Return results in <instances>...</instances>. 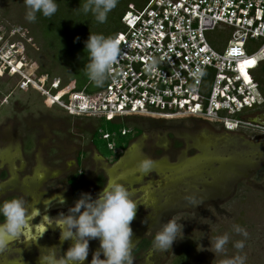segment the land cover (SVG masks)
Instances as JSON below:
<instances>
[{
  "label": "rangeland",
  "instance_id": "rangeland-1",
  "mask_svg": "<svg viewBox=\"0 0 264 264\" xmlns=\"http://www.w3.org/2000/svg\"><path fill=\"white\" fill-rule=\"evenodd\" d=\"M146 1L117 0L103 23L92 16L87 31L78 27L73 33L67 29L53 37L49 32L42 33L37 18L34 22L25 19L24 0H0V182L6 180L0 183V192L16 184L21 194L6 199L24 198L29 211L40 210L47 203L68 210L82 193L95 198L105 184L118 181L138 202L130 222L132 264H216L219 254L214 256L209 250L211 240L224 233L229 235L227 255L237 254L232 244L244 240L238 254L245 256V264H264V131L244 127L228 132L219 124L193 117L70 116L36 89L46 74L80 90L68 80L65 55L77 49L89 33L99 34V28L105 36H114L119 25L117 15L125 10L138 11ZM207 39L212 44L219 36L208 33ZM81 58L72 62L78 75L85 74L87 63L85 57ZM255 74L264 76V63ZM84 86L88 92L101 88L89 80ZM119 127L127 130L126 135L116 134L113 142L117 148L124 143L126 147L114 157L99 131L118 132ZM92 140L111 157L103 158L94 151ZM79 152L83 157L76 168ZM143 157L153 160L147 172L136 167ZM77 169L85 181L79 191H75L76 178L69 177ZM257 184L262 185V191ZM186 197H192L193 202ZM60 214L63 212L43 216L52 219L54 226L46 231L44 228L45 232L39 228V243L34 234L28 236L34 244L20 248L22 264H27L31 255L38 260L44 254L63 255L71 241L60 240L55 224ZM170 217L182 225L181 233L177 232L178 239L170 249L161 251L155 248L153 235ZM233 225L241 226L247 237L234 232ZM145 240L148 243H143ZM98 247L97 239H89L88 255L82 264H88ZM13 258L16 255L10 253L0 264H10Z\"/></svg>",
  "mask_w": 264,
  "mask_h": 264
},
{
  "label": "built area",
  "instance_id": "built-area-1",
  "mask_svg": "<svg viewBox=\"0 0 264 264\" xmlns=\"http://www.w3.org/2000/svg\"><path fill=\"white\" fill-rule=\"evenodd\" d=\"M120 24V51L103 87L75 90L45 74L36 85L41 95L70 116L193 117L228 132L264 131L256 122L264 97L255 74L264 61V0H147L125 10ZM208 33L219 39L210 44ZM126 131L99 134L117 154L122 145L113 138Z\"/></svg>",
  "mask_w": 264,
  "mask_h": 264
},
{
  "label": "clouds",
  "instance_id": "clouds-1",
  "mask_svg": "<svg viewBox=\"0 0 264 264\" xmlns=\"http://www.w3.org/2000/svg\"><path fill=\"white\" fill-rule=\"evenodd\" d=\"M116 4L117 0H84L80 11L85 15L91 13L98 23H103ZM24 6L28 22H34L37 14L51 17L57 11L55 0H24ZM84 50L87 51L84 73L94 86L101 87L119 54L118 41L113 36L89 33L84 41ZM152 166L150 157H143L136 165L140 172H147ZM186 199L193 202L192 197ZM137 203L130 198L128 189L118 181L105 184L95 198L82 193L68 208V213L60 214L55 221L61 242L70 240L69 246L58 257L54 254L40 255V264H82L88 255L89 239H97L99 247L93 250L88 264H132L130 222L134 218ZM28 213L22 197L0 200V249L4 248L8 239L22 234L28 222ZM181 228L182 225L172 217L161 222L153 235L155 248L161 251L170 249L171 244L178 239L177 232L181 233ZM232 230L247 237V232L239 225H233ZM228 242L227 233L212 238L209 250L214 256L219 254L216 264H245V256L238 254L244 248V240L233 242L232 247L237 250V254L231 256L226 251Z\"/></svg>",
  "mask_w": 264,
  "mask_h": 264
},
{
  "label": "trees",
  "instance_id": "trees-1",
  "mask_svg": "<svg viewBox=\"0 0 264 264\" xmlns=\"http://www.w3.org/2000/svg\"><path fill=\"white\" fill-rule=\"evenodd\" d=\"M55 2L57 4V11L54 15H52L51 17H43L40 14H37V21L42 25V33L49 32L53 37H58L60 34L63 33V31L67 29L70 30L69 33H73L74 29L78 27H79L78 29L79 31H87L88 28L87 23L90 19H92V14L89 13L85 15L80 11V6L83 4L82 0H55ZM122 13H120L119 16L117 15V20L115 19L116 21H118L119 24L118 29L115 31V34L113 36L115 38L117 37V34L121 31L120 17ZM99 31H100L99 34H103L104 32L102 31L101 28H99ZM95 32L96 31H93V34H95ZM79 45L80 46L77 49L75 47L74 50L72 49L71 53L65 55L67 57L66 60L69 62V68L66 67L69 77L68 80H72L73 82H75L74 84L76 85V87H80V89L85 88V91H87L86 86H84V84L88 81L86 75L85 74L78 75V73L73 71L74 70L72 64L73 61L75 60L80 61V59H82L81 58L82 56L87 59V51L84 50V40L81 41ZM262 63H264V61ZM261 77L262 78H259L258 76L257 79L262 85V93H263L264 76ZM263 97H264V93H263ZM92 143H94L93 140ZM125 145H126L125 143L122 145L121 151L125 149L126 147ZM74 184L77 187L75 191H77L81 186L82 182L76 181V183ZM145 242L148 243L146 240L143 241V243Z\"/></svg>",
  "mask_w": 264,
  "mask_h": 264
},
{
  "label": "flooded vegetation",
  "instance_id": "flooded-vegetation-1",
  "mask_svg": "<svg viewBox=\"0 0 264 264\" xmlns=\"http://www.w3.org/2000/svg\"><path fill=\"white\" fill-rule=\"evenodd\" d=\"M263 105L261 107L262 109L259 110L260 111L259 113L261 114L259 117L264 115V106ZM77 155H79V153ZM77 155L75 158V162L77 159ZM8 174H9V172H8ZM7 177L8 176H6L4 179H6ZM5 181L6 180H2L0 183H3ZM9 182H12V180L10 178H9ZM257 185H259L260 191H262L263 190L262 185L261 184H257ZM6 189L7 190L0 192V200L8 198L10 195H12L14 193H17V194L20 193L21 194V191H22L20 187H19V189H17L16 184H14V186H9ZM47 206H49L48 207L49 213H51L52 215H49V213H47V211L46 212L44 211V209L47 208ZM51 206H52V204L47 203L40 210H38V208H37V209H32L29 211L28 222L24 225V227L22 229V234L18 237H14V238L7 240L4 248L0 249V260H5L6 255H8L10 253H14L16 255V258L10 259L8 262L10 264H22V258L23 257H22V254L19 252L20 248L22 247V245L34 244L32 237H28V236L31 234L32 235L34 234V236L37 238L36 242L39 243L40 240H38V239L42 237L40 235V233L42 231H44V228L46 231V228L48 226H50V225L54 226V221L52 219H47V218H44L43 216L44 215L53 216L55 214H59L61 212L67 211L65 209L64 210L60 209L62 207L53 209ZM52 209L55 212H53ZM0 219H2V218H0ZM40 220H42V221H40ZM39 228L42 229V231L40 230L41 232L39 231ZM37 229L39 231L38 233L36 232ZM32 248H33V246H32ZM34 250H36V249H34ZM4 251H5V253H4ZM32 251H33V249H32ZM1 262H3V261H1ZM35 262H38L36 264H40V261L38 260V258L33 257V255H31V257L27 258V264H34Z\"/></svg>",
  "mask_w": 264,
  "mask_h": 264
},
{
  "label": "crops",
  "instance_id": "crops-1",
  "mask_svg": "<svg viewBox=\"0 0 264 264\" xmlns=\"http://www.w3.org/2000/svg\"><path fill=\"white\" fill-rule=\"evenodd\" d=\"M91 143H92V141H91ZM92 147L95 149L94 151H99V153H101V155L103 156V158L104 157H111L110 155H115L114 157H116V156H119V154H114V153H112V154H104L103 152H101L97 147H96V145H94V143H92ZM122 152V151H121ZM80 157V158H79ZM81 157H83V154H81V152H79V155H77V159H76V164H75V166H77L76 168H78L80 165H81ZM72 176H74L75 178H76V181H79V182H82V184H81V186L79 187V189H78V191L80 190V188L82 187V185L84 184V179H83V177H82V171L80 170V169H77V170H75L74 171V173H72V174H70V176L69 177H72ZM76 181H75V183H76ZM95 181H97V183L98 184H100L101 183V181H99V178H97ZM70 188H71V186H70ZM71 194H74L73 193V190L71 189ZM59 203H57V205H58ZM54 204H52V206H53ZM56 205V204H55ZM60 205V204H59ZM44 206V205H43ZM42 206V207H43ZM51 206V207H52ZM61 206V205H60ZM49 207V206H48ZM47 207V208H48ZM62 208H60V207H57V208H60V209H65V210H67L66 208H63L64 206H61ZM53 208V207H52ZM54 209V208H53ZM47 213H49V208L47 209ZM62 213V212H61ZM63 214H67L66 212H63ZM49 215H52L51 213H49Z\"/></svg>",
  "mask_w": 264,
  "mask_h": 264
},
{
  "label": "water",
  "instance_id": "water-1",
  "mask_svg": "<svg viewBox=\"0 0 264 264\" xmlns=\"http://www.w3.org/2000/svg\"><path fill=\"white\" fill-rule=\"evenodd\" d=\"M257 123H264V115H262L261 117H259L257 120H256ZM48 207V206H47ZM48 208H45L44 211L46 212ZM66 213H68V210L66 211ZM42 221V220H40Z\"/></svg>",
  "mask_w": 264,
  "mask_h": 264
},
{
  "label": "snow or ice",
  "instance_id": "snow-or-ice-1",
  "mask_svg": "<svg viewBox=\"0 0 264 264\" xmlns=\"http://www.w3.org/2000/svg\"><path fill=\"white\" fill-rule=\"evenodd\" d=\"M245 63H246V64H251V63H252V61H245Z\"/></svg>",
  "mask_w": 264,
  "mask_h": 264
}]
</instances>
